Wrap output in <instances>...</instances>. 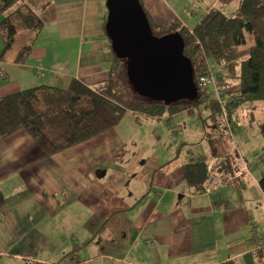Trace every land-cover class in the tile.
<instances>
[{
	"label": "crops",
	"instance_id": "1",
	"mask_svg": "<svg viewBox=\"0 0 264 264\" xmlns=\"http://www.w3.org/2000/svg\"><path fill=\"white\" fill-rule=\"evenodd\" d=\"M196 1L141 0L155 25L189 30L211 11L232 15L239 0ZM105 2L48 0L52 19L37 34L19 31L0 58V98L108 79ZM23 36L33 45L16 64ZM192 110L198 135L190 109L159 118L126 111L113 129L49 157L23 130L0 140V264H264V253L253 258L250 227L264 238V102L232 113L233 181L212 193L184 178L185 165L218 166L223 151L216 135V155L202 137L208 159L186 150L182 114Z\"/></svg>",
	"mask_w": 264,
	"mask_h": 264
},
{
	"label": "trees",
	"instance_id": "2",
	"mask_svg": "<svg viewBox=\"0 0 264 264\" xmlns=\"http://www.w3.org/2000/svg\"><path fill=\"white\" fill-rule=\"evenodd\" d=\"M138 2L146 15L153 36L177 33L181 37L183 55L191 62L194 77L199 76V67L203 70V54L215 65L241 61L238 91L228 92L226 96L224 93L227 101L223 99L222 102L228 121L232 111L241 102H264V0H239L232 16L212 11L202 18L191 36L176 23L155 25L143 9L141 1ZM52 15L48 0H0V37L4 52L12 47L19 31L30 30L38 33L42 26L52 19ZM190 43L194 45L198 58L192 55L193 48L189 50ZM32 45L33 40L20 48L15 56L16 64H22ZM196 58L198 64L195 63ZM110 71V77L98 82L95 89L72 79L66 88L40 85L0 98V140L23 130L43 156L49 157L113 129L126 111L159 118L166 113H180L201 105L208 109L204 116L195 111L201 121L202 138L210 144L212 156L216 155L214 144H217L213 137L216 135L221 138L223 151L222 156L217 158L220 161V169L229 168L230 174H233V165L238 156L234 149L229 147L230 135L223 126L224 119L220 108L214 102L211 103L213 96L210 92L198 91V99L195 101H179L164 106L162 103L138 97L132 91L126 80L123 62L114 58ZM206 121L212 129H205ZM206 175L207 167L202 161L184 166L185 181L194 187L197 193L202 192L201 187ZM228 184L230 183L207 193Z\"/></svg>",
	"mask_w": 264,
	"mask_h": 264
},
{
	"label": "water",
	"instance_id": "3",
	"mask_svg": "<svg viewBox=\"0 0 264 264\" xmlns=\"http://www.w3.org/2000/svg\"><path fill=\"white\" fill-rule=\"evenodd\" d=\"M103 26L114 58L124 63L132 91L164 106L198 99L191 62L177 34L155 37L138 0H106Z\"/></svg>",
	"mask_w": 264,
	"mask_h": 264
},
{
	"label": "rangeland",
	"instance_id": "4",
	"mask_svg": "<svg viewBox=\"0 0 264 264\" xmlns=\"http://www.w3.org/2000/svg\"><path fill=\"white\" fill-rule=\"evenodd\" d=\"M141 1V0H140ZM142 3V2H141ZM196 3L197 4H199L200 3V0H197L196 1ZM237 7H238V4H237ZM237 7H236V9H237ZM235 9V10H236ZM212 12V11H211ZM210 13V12H209ZM235 13V12H234ZM233 13V14H234ZM232 14V15H233ZM182 29H183V31L184 32H186V33H188L190 36H191V34H192V30H189V29H186V28H184V27H181ZM189 31V32H188ZM32 32V31H31ZM34 34H37V32L35 33V32H33ZM19 38H21V37H19ZM19 38H18V40H19ZM26 40V37L25 36H23L22 37V42H24ZM24 45H26V43L24 42V44L23 45H21L20 47H23ZM193 44L192 43H190L189 45H188V48H189V50L191 51V49L193 48ZM246 48V47H245ZM194 49V52L192 53V55L193 56H196L197 57V52H195L196 51V49L195 48H193ZM243 49V48H242ZM3 53H4V44H3V48H0V58H1V56L3 55ZM243 53H245V52H243ZM198 58V57H197ZM197 58L195 59V63L196 64H198V60H197ZM199 62H200V58H199ZM241 61L239 60V61H237V62H231V63H229V64H226V65H215V63L212 61V60H207L206 61V59H203V70L201 71V67H199V69H200V71H199V75L200 74H204V73H206L205 74V79L207 80V81H211V79H210V77H209V75L207 74V72L208 71H210V72H213V74H216V75H218V76H220L219 77V79H221V77L225 80V82L227 83L226 85H225V91L227 90V88H230V91H232L233 93H235L236 91H238V76H239V74H240V67H239V63H240ZM23 63V62H22ZM224 68V70H222V72H221V70L220 69H223ZM221 72V73H220ZM222 80V79H221ZM81 82V81H80ZM199 82V81H198ZM222 82V81H221ZM202 88H203V86L202 85H200ZM56 87V86H55ZM22 91V90H21ZM203 91H206V89H204ZM207 92V91H206ZM212 96H213V99H211V103L212 102H214L215 104H217V106H218V108H220V107H224L223 105H222V103H221V99L223 100L224 99V101H227V99L225 98V96H223V95H220V94H216V96L215 95H213V94H211ZM237 95L235 94V97H236ZM255 101H243V102H241L238 106L240 107V106H247L248 104H250V103H254ZM209 104H207V106H208ZM199 106H201V105H199ZM237 109V108H236ZM205 111L208 113V109H205ZM220 111H221V109H220ZM234 111H235V109L232 111V113H234ZM194 111L192 110V111H189L188 113H186V114H182V117H183V121H184V123L186 124V128L183 130V134L184 135H186L185 136V139H188L187 141H188V143L186 144L187 146L185 147L186 148V150H189V151H192V153H194V154H196L197 155V157L198 158H200V159H202V160H206V159H208V156L206 155V153H205V151H201V148H203L204 150H205V148H206V145L205 144H201V142L199 143V141H201V137H202V133H199L198 135H195L194 133L193 134H191L190 133V129L192 128V127H194V121H193V117L195 116L194 115V113H193ZM225 112V111H224ZM200 113L203 115L205 112L203 111V109H202V111H200ZM222 114V113H221ZM232 115V114H231ZM226 116H227V114H226ZM228 117V116H227ZM229 118V117H228ZM231 118V117H230ZM229 118V119H230ZM197 125H199V122H197L196 123ZM201 124V123H200ZM223 126L225 127V131L227 132L230 128H231V125H230V121H228L227 119H226V123L224 122V124H223ZM206 130H210V129H212L211 128V126H210V124L206 121V128H205ZM19 131V130H18ZM25 132V131H24ZM26 133V132H25ZM27 134V133H26ZM28 135V134H27ZM28 137L30 138V136L28 135ZM173 137H174V135H173ZM195 137V139L197 138V137H199L198 138V140H197V142H193V143H189L190 142V140L192 139V138H194ZM31 139V138H30ZM32 140V139H31ZM230 144H231V146H232V148L234 149V151L236 152V154H237V156H238V152H237V150H236V148L234 147V142H233V140L231 139V137H230ZM178 146V145H177ZM237 159V158H236ZM236 159H235V161H236ZM216 162V160H209L208 159V161H205V164L207 165V167L208 168H210V166H211V164H213V163H215ZM217 168H218V170L219 171H223V172H225V173H227V175H228V177H229V180H228V182L227 183H232V181H233V174H230V169L229 168H224V169H220V167H221V165H219L218 164V166H216ZM233 172H234V169H233ZM26 262H24L23 264H25Z\"/></svg>",
	"mask_w": 264,
	"mask_h": 264
},
{
	"label": "built area",
	"instance_id": "5",
	"mask_svg": "<svg viewBox=\"0 0 264 264\" xmlns=\"http://www.w3.org/2000/svg\"><path fill=\"white\" fill-rule=\"evenodd\" d=\"M208 83H209V81H207L205 78H202V77L199 78V82L195 86L197 92L206 89V85ZM200 85H202L203 88ZM222 102H223V100L221 99V103ZM222 105H223V103H222ZM220 109H221V113H222V117L224 119V122L226 123V117H225L224 109H223V107H220ZM228 131L230 132V129ZM228 180H229V177H228L227 173H225L223 171H219L216 166H211L207 170V175H206V178L204 180V184H203L202 189L205 193H207L210 190L222 187L223 185H225L228 182ZM252 246H253L252 251L254 253L253 258H257L255 255L256 252L264 253V238L262 237L261 232L255 228H253V227H252Z\"/></svg>",
	"mask_w": 264,
	"mask_h": 264
},
{
	"label": "bare ground",
	"instance_id": "6",
	"mask_svg": "<svg viewBox=\"0 0 264 264\" xmlns=\"http://www.w3.org/2000/svg\"><path fill=\"white\" fill-rule=\"evenodd\" d=\"M238 3H239V1H238ZM218 12V11H217ZM219 13H221V12H219ZM209 14V13H208ZM207 14V15H208ZM222 15H225V14H223V13H221ZM206 16V15H205ZM204 16V17H205ZM225 16H232V15H225ZM197 27V26H196ZM195 27V28H196ZM194 28V29H195ZM193 31V30H192ZM170 34H174V33H170ZM105 35V34H104ZM167 35H169V34H167ZM165 36V35H164ZM162 37V36H161ZM203 57L206 59V61L207 60H211V59H209V58H207L206 56H204V54H203ZM221 70V72H222V70H224V68L223 69H220ZM220 72V73H221ZM205 74L206 73H204V74H201V75H199V76H197V77H194V75H193V79H192V81H193V84H194V86H196L197 84H198V81H199V78H204L205 77ZM207 74L209 75V77H210V79H211V82H209L207 85H206V91L207 92H210L211 94H213V95H216V94H220V95H223L224 96V93H225V96H226V94L228 93V92H232V91H230V88H227V90L225 91V85L227 84L226 82H225V80L223 79V78H221V79H219L218 78V75H216V74H213V72H210V71H208L207 72ZM222 81V82H221ZM238 85V84H237ZM195 101V100H194ZM239 107V106H238ZM237 107V108H238ZM202 109H203V111L206 113V111H205V108H204V106H198V107H196V108H194V110L196 111V112H198V113H200V111H202ZM205 113L202 115L201 113V115L202 116H204L205 115ZM251 227H253V228H255V229H257V230H259L260 232H261V230L259 229V227L258 226H256V224H254V223H251Z\"/></svg>",
	"mask_w": 264,
	"mask_h": 264
},
{
	"label": "clouds",
	"instance_id": "7",
	"mask_svg": "<svg viewBox=\"0 0 264 264\" xmlns=\"http://www.w3.org/2000/svg\"><path fill=\"white\" fill-rule=\"evenodd\" d=\"M108 40V39H107ZM109 42V41H108ZM109 46H110V43H109ZM111 51V50H110ZM196 88V87H195ZM197 91V90H196ZM197 94H198V92H197ZM228 133L230 134V132L228 131ZM207 167V166H206ZM207 170H208V167H207ZM206 178V177H205ZM202 187H203V185H202ZM202 187H201V190H202V192L203 193H205L204 191H203V189H202Z\"/></svg>",
	"mask_w": 264,
	"mask_h": 264
}]
</instances>
